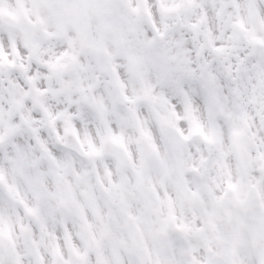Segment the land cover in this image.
<instances>
[{
	"label": "snow or ice",
	"instance_id": "snow-or-ice-1",
	"mask_svg": "<svg viewBox=\"0 0 264 264\" xmlns=\"http://www.w3.org/2000/svg\"><path fill=\"white\" fill-rule=\"evenodd\" d=\"M0 264H264V0H0Z\"/></svg>",
	"mask_w": 264,
	"mask_h": 264
}]
</instances>
